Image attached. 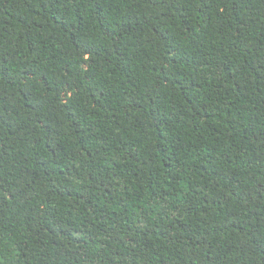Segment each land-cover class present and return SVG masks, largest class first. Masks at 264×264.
<instances>
[{
  "label": "trees",
  "instance_id": "1",
  "mask_svg": "<svg viewBox=\"0 0 264 264\" xmlns=\"http://www.w3.org/2000/svg\"><path fill=\"white\" fill-rule=\"evenodd\" d=\"M0 264H264V0H0Z\"/></svg>",
  "mask_w": 264,
  "mask_h": 264
}]
</instances>
